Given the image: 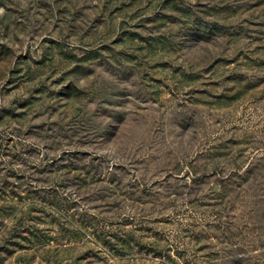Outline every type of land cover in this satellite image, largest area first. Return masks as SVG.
Listing matches in <instances>:
<instances>
[{"label":"rangeland","instance_id":"1","mask_svg":"<svg viewBox=\"0 0 264 264\" xmlns=\"http://www.w3.org/2000/svg\"><path fill=\"white\" fill-rule=\"evenodd\" d=\"M0 264H264V0H0Z\"/></svg>","mask_w":264,"mask_h":264}]
</instances>
